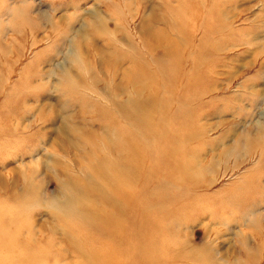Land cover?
<instances>
[{
    "label": "rangeland",
    "instance_id": "obj_1",
    "mask_svg": "<svg viewBox=\"0 0 264 264\" xmlns=\"http://www.w3.org/2000/svg\"><path fill=\"white\" fill-rule=\"evenodd\" d=\"M2 231L0 264H264V0H0Z\"/></svg>",
    "mask_w": 264,
    "mask_h": 264
},
{
    "label": "bare ground",
    "instance_id": "obj_2",
    "mask_svg": "<svg viewBox=\"0 0 264 264\" xmlns=\"http://www.w3.org/2000/svg\"><path fill=\"white\" fill-rule=\"evenodd\" d=\"M65 130V129H64ZM63 133V132H62ZM129 141V140H128ZM126 142V141H125ZM119 147L121 148V150H123L124 152H126V150H128L129 149V147L126 145V144H124V145H121V144H119ZM126 162V161H125ZM127 163V162H126ZM129 167H130V164H129ZM126 168H128V167H126ZM93 170V169H92ZM107 170V169H106ZM101 171V170H100ZM116 173H118V172H116ZM127 173H129V172H127ZM96 174L97 175H99V172L97 171L96 172ZM101 174L106 178V176H107V178L109 179V180H107V181H116V179L114 178V175H116L114 172H110V173H108L109 175H105L104 173H102L101 172ZM122 175H123V173H122ZM95 176V175H94ZM126 176V175H125ZM97 178V177H96ZM102 178V177H101ZM119 178H120V176H119ZM125 178V177H124ZM123 178V179H124ZM122 179V180H123ZM119 181V180H118ZM103 182V181H102ZM106 182V181H105ZM117 182V181H116ZM114 183V182H113ZM118 183V182H117ZM120 183H121V181H120ZM125 183V187H124V190H129L130 189V187L129 186H127V181H125L124 182ZM130 183V182H129ZM119 184V183H118ZM99 185V184H98ZM112 187V186H111ZM112 188H114V187H112ZM122 188V187H121ZM116 189H118L116 192H119V195L121 194H125L126 192H120V190H119V187H117ZM123 189H121V191H122ZM84 199V198H83ZM77 200V199H76ZM112 200V199H111ZM88 218V217H87ZM92 219V218H91ZM88 221V220H87ZM108 222H110V220L109 221H105V222H103V224H106V223H108ZM92 223H94V219L92 220ZM95 223H96V221H95ZM1 237H3V231H2V233L0 234V238ZM154 239H151L150 241H149V239H148V244H149V246H154L156 243H157V241H153ZM94 258V257H93ZM89 260H90V258H89ZM91 261V260H90ZM92 261H93V259H92ZM97 261V260H96ZM93 263V262H92ZM97 263H99V264H108L107 263V261L105 260V259H103V258H101V261L100 262H97Z\"/></svg>",
    "mask_w": 264,
    "mask_h": 264
}]
</instances>
